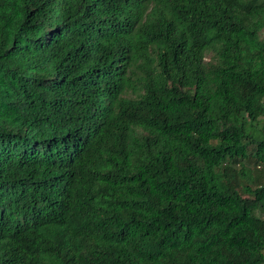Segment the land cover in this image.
Masks as SVG:
<instances>
[{"label":"trees","instance_id":"16d2710c","mask_svg":"<svg viewBox=\"0 0 264 264\" xmlns=\"http://www.w3.org/2000/svg\"><path fill=\"white\" fill-rule=\"evenodd\" d=\"M0 264H264V0H0Z\"/></svg>","mask_w":264,"mask_h":264}]
</instances>
